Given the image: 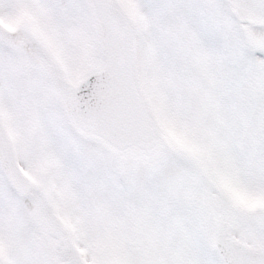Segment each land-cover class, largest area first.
<instances>
[{
	"label": "snow or ice",
	"instance_id": "obj_1",
	"mask_svg": "<svg viewBox=\"0 0 264 264\" xmlns=\"http://www.w3.org/2000/svg\"><path fill=\"white\" fill-rule=\"evenodd\" d=\"M0 264H264V0H0Z\"/></svg>",
	"mask_w": 264,
	"mask_h": 264
}]
</instances>
